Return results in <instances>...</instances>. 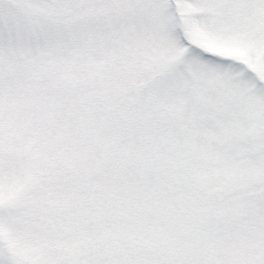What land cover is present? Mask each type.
Listing matches in <instances>:
<instances>
[{"label": "snow or ice", "instance_id": "1", "mask_svg": "<svg viewBox=\"0 0 264 264\" xmlns=\"http://www.w3.org/2000/svg\"><path fill=\"white\" fill-rule=\"evenodd\" d=\"M0 264H264V0H0Z\"/></svg>", "mask_w": 264, "mask_h": 264}]
</instances>
